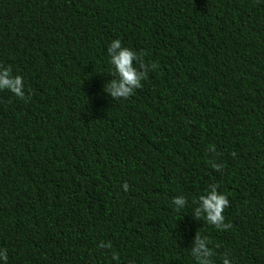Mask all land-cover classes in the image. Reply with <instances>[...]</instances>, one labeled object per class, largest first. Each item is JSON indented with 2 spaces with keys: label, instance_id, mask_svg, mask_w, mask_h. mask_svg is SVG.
<instances>
[{
  "label": "trees",
  "instance_id": "16d2710c",
  "mask_svg": "<svg viewBox=\"0 0 264 264\" xmlns=\"http://www.w3.org/2000/svg\"><path fill=\"white\" fill-rule=\"evenodd\" d=\"M112 40L141 54L127 98ZM5 70L0 264H194L196 233L264 264V0H0ZM213 183L228 229L194 217Z\"/></svg>",
  "mask_w": 264,
  "mask_h": 264
},
{
  "label": "clouds",
  "instance_id": "9594fccd",
  "mask_svg": "<svg viewBox=\"0 0 264 264\" xmlns=\"http://www.w3.org/2000/svg\"><path fill=\"white\" fill-rule=\"evenodd\" d=\"M107 63L110 65L109 72L114 73L119 77L118 81H113L108 87L111 89L110 95L112 97H124L131 93V90L136 87H140L139 81L142 78L141 74L137 72V69L133 67L132 61L139 60L141 54L136 53L130 48L123 47L119 40H112L107 46ZM144 64L140 63V68L143 69ZM9 71H0V91L7 90L14 96L23 99V93L20 91V84L22 77L16 75L15 78L9 79ZM107 90V89H106ZM212 167L219 170L222 166L212 164ZM126 191L127 184L121 185ZM211 191H205L203 195L197 196L192 203H199V207H196L194 217L202 219L207 224L213 226L217 230L220 227L228 229L231 227L230 224H224L223 210L228 206V199L223 193L217 192L218 185L213 183L209 185ZM184 196L179 198H173L171 201L173 211L180 212L185 209ZM195 246L189 253L194 264H213L212 249L209 247L210 241L206 237H202L198 233L194 237ZM105 248H109L110 245H105ZM7 259L6 253L0 250V261ZM113 260H118V257L113 254ZM221 264H230V260L227 255L221 258Z\"/></svg>",
  "mask_w": 264,
  "mask_h": 264
}]
</instances>
